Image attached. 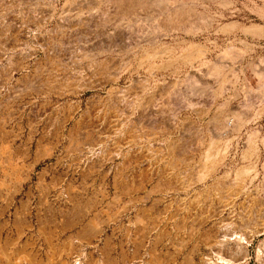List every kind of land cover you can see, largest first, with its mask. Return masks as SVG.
<instances>
[{
  "label": "rangeland",
  "instance_id": "1",
  "mask_svg": "<svg viewBox=\"0 0 264 264\" xmlns=\"http://www.w3.org/2000/svg\"><path fill=\"white\" fill-rule=\"evenodd\" d=\"M117 2L0 0V264H264V0Z\"/></svg>",
  "mask_w": 264,
  "mask_h": 264
},
{
  "label": "bare ground",
  "instance_id": "2",
  "mask_svg": "<svg viewBox=\"0 0 264 264\" xmlns=\"http://www.w3.org/2000/svg\"><path fill=\"white\" fill-rule=\"evenodd\" d=\"M118 2H117V9L118 10H121V11H128L129 9H131V3L129 2V0H117ZM133 4V3H132ZM176 4V3H175ZM115 9V8H114ZM177 10V9H176ZM172 14V13H171ZM173 16V15H172ZM155 32H156V30H155ZM227 56H229V55H227ZM230 57V56H229ZM229 57H227V58H229ZM215 66V65H214ZM221 67V66H220ZM220 67H218V66H215L212 70H211V76H215V77H218L220 74H221V68ZM211 69V68H210ZM208 75V74H207ZM210 76V75H209ZM218 79V78H217ZM220 81H223V80H220ZM222 83V82H221ZM220 84V83H219ZM232 124V120H230V121H228V124L227 125H231ZM226 145V144H225ZM216 151H218V150H216ZM94 153V152H93ZM210 153V152H209ZM219 153L220 152H211V154L210 155H207V157L208 158H210V160H211V158H218V157H220V155H219ZM205 158V157H204ZM218 160V159H217ZM203 175V174H202ZM206 177V176H205ZM199 178V177H198ZM201 178V177H200ZM253 197V196H252ZM264 205V204H263ZM259 207V206H258ZM260 209V208H259ZM263 212H264V210H262ZM263 215H264V213H263ZM257 216V215H256ZM263 226V225H262ZM254 231V230H253ZM86 233V232H85ZM257 233V232H256ZM255 234V233H254ZM260 234V233H259ZM247 235V234H246ZM249 235V234H248ZM250 236V235H249ZM257 236V235H256ZM251 237H253V234L250 236V238H248V239H250V240H252L253 238H251ZM225 238V237H224ZM226 239V238H225ZM247 239V238H246ZM243 241V240H242ZM249 241V240H248ZM216 242V241H215ZM240 240H236V241H232V240H225V241H217L216 243H215V245H216V247H220V251H224L225 253H229V252H232L233 250H235L236 249V247L238 246V245H240ZM210 245V244H209ZM217 249V248H216ZM215 249V250H216ZM240 249V248H239ZM218 250V249H217ZM219 251V250H218ZM237 251V250H236ZM239 251V250H238ZM224 253V254H225ZM215 254V253H214ZM237 254V253H236ZM218 256H219V254H217ZM221 255H222V253H221ZM231 256V255H230ZM235 256V255H234ZM219 257H221V258H219L223 263L222 264H235V263H231V261L232 260H230V258L229 257H227V258H229V260H226V256L225 257H222V256H219ZM216 258V257H215ZM218 259V260H219ZM231 259H233V258H231ZM235 260V259H234ZM233 260V261H234ZM209 261V260H208ZM220 261V262H221ZM238 261V260H237ZM212 262V261H211ZM211 262H209V264H214L215 263V261H214V263H211ZM236 262V261H235ZM242 262V261H241ZM80 264V263H79ZM236 264H238V262H236Z\"/></svg>",
  "mask_w": 264,
  "mask_h": 264
}]
</instances>
